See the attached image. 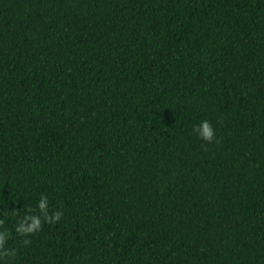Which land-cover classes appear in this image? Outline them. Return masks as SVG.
<instances>
[{"label": "trees", "instance_id": "trees-1", "mask_svg": "<svg viewBox=\"0 0 264 264\" xmlns=\"http://www.w3.org/2000/svg\"><path fill=\"white\" fill-rule=\"evenodd\" d=\"M0 264H264V0H0Z\"/></svg>", "mask_w": 264, "mask_h": 264}, {"label": "clouds", "instance_id": "clouds-1", "mask_svg": "<svg viewBox=\"0 0 264 264\" xmlns=\"http://www.w3.org/2000/svg\"><path fill=\"white\" fill-rule=\"evenodd\" d=\"M197 131L203 140L210 141L212 139L213 129L211 124L207 120H203L200 122V124L197 126ZM41 204H43V198L41 200Z\"/></svg>", "mask_w": 264, "mask_h": 264}]
</instances>
